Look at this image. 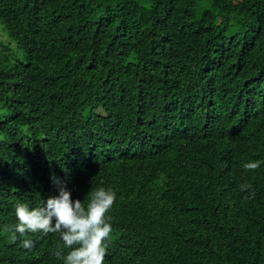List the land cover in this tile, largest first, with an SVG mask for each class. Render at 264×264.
I'll return each mask as SVG.
<instances>
[{"label": "trees", "instance_id": "1", "mask_svg": "<svg viewBox=\"0 0 264 264\" xmlns=\"http://www.w3.org/2000/svg\"><path fill=\"white\" fill-rule=\"evenodd\" d=\"M0 25V264H64L4 230L55 181L115 192L105 264H264V0H0Z\"/></svg>", "mask_w": 264, "mask_h": 264}, {"label": "clouds", "instance_id": "2", "mask_svg": "<svg viewBox=\"0 0 264 264\" xmlns=\"http://www.w3.org/2000/svg\"><path fill=\"white\" fill-rule=\"evenodd\" d=\"M262 161L244 164L245 170L255 171ZM58 196L50 197L40 207L30 209L25 203L15 207L17 223L6 225V232L23 236L26 233L59 234L62 247L58 246L54 255L64 264H105L106 249L113 232L111 217L108 213L116 202L114 191L101 187L89 193L87 206L80 201L73 202L71 192L59 181ZM251 188L250 184L241 185V191ZM254 193H249L253 196ZM31 240L22 243L24 249L33 247ZM69 249L64 255L63 250Z\"/></svg>", "mask_w": 264, "mask_h": 264}, {"label": "rangeland", "instance_id": "3", "mask_svg": "<svg viewBox=\"0 0 264 264\" xmlns=\"http://www.w3.org/2000/svg\"><path fill=\"white\" fill-rule=\"evenodd\" d=\"M0 42H2L4 45H6L7 47H9L10 51H9V58L14 60H22L23 61V57L21 53H18L16 45L14 44V42H12L11 40L8 39L6 33L4 32L2 26L0 25Z\"/></svg>", "mask_w": 264, "mask_h": 264}]
</instances>
